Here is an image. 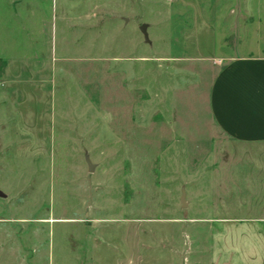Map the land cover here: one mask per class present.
Wrapping results in <instances>:
<instances>
[{
  "label": "rangeland",
  "instance_id": "rangeland-1",
  "mask_svg": "<svg viewBox=\"0 0 264 264\" xmlns=\"http://www.w3.org/2000/svg\"><path fill=\"white\" fill-rule=\"evenodd\" d=\"M238 59L264 0H0V264H264L254 149L208 104Z\"/></svg>",
  "mask_w": 264,
  "mask_h": 264
},
{
  "label": "crops",
  "instance_id": "crops-1",
  "mask_svg": "<svg viewBox=\"0 0 264 264\" xmlns=\"http://www.w3.org/2000/svg\"><path fill=\"white\" fill-rule=\"evenodd\" d=\"M208 104L213 124L227 141L254 149L250 174L254 184H264V59L227 64L213 80Z\"/></svg>",
  "mask_w": 264,
  "mask_h": 264
},
{
  "label": "water",
  "instance_id": "water-1",
  "mask_svg": "<svg viewBox=\"0 0 264 264\" xmlns=\"http://www.w3.org/2000/svg\"><path fill=\"white\" fill-rule=\"evenodd\" d=\"M144 28H145V26H142L141 27V31L144 33V35L146 36V34H145V32H144ZM90 169H91V166H90ZM181 201H182V204L184 205L185 203H184V193L182 194V197H181Z\"/></svg>",
  "mask_w": 264,
  "mask_h": 264
}]
</instances>
